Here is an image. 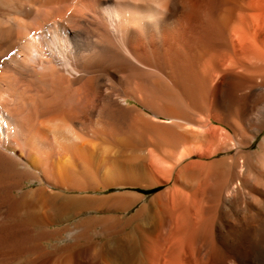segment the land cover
Listing matches in <instances>:
<instances>
[{"label":"bare ground","instance_id":"obj_1","mask_svg":"<svg viewBox=\"0 0 264 264\" xmlns=\"http://www.w3.org/2000/svg\"><path fill=\"white\" fill-rule=\"evenodd\" d=\"M0 264H264V0H0Z\"/></svg>","mask_w":264,"mask_h":264},{"label":"rangeland","instance_id":"obj_2","mask_svg":"<svg viewBox=\"0 0 264 264\" xmlns=\"http://www.w3.org/2000/svg\"><path fill=\"white\" fill-rule=\"evenodd\" d=\"M113 191H114V190H113ZM110 192H112V190L108 191L107 193H110ZM154 192H156V191L144 192V194H145L146 196H150V195H152ZM135 209H136V207H134V208L130 211V213H132ZM94 237H95L96 240H100L99 235H93V236H92V241L94 240ZM56 244H59V245H57V246H62L63 242H62V241H58V242L51 241L50 243H44V247H45V246L47 247V245H48V247L46 248L47 251H48V250H49V251H53V250H54L53 246L56 245ZM54 251H55V250H54ZM30 255H31L30 253L23 254L22 256L19 257V260H21V261H24V260H31L33 257H32V255H31V256H30ZM23 257H24V258H23Z\"/></svg>","mask_w":264,"mask_h":264}]
</instances>
